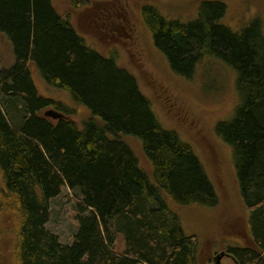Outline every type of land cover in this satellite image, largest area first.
I'll use <instances>...</instances> for the list:
<instances>
[{
	"label": "trees",
	"instance_id": "obj_1",
	"mask_svg": "<svg viewBox=\"0 0 264 264\" xmlns=\"http://www.w3.org/2000/svg\"><path fill=\"white\" fill-rule=\"evenodd\" d=\"M225 10L211 0L186 21L151 5L142 13L175 73L190 77L204 56L236 71L239 103L216 131L232 147L251 245L227 252L237 264H264V32L257 18L238 29L223 24ZM0 33L13 53L0 67V170L21 216L19 264H197L196 239L172 204L214 205L217 196L190 144L160 125L135 77L89 47L51 0H0ZM29 63L89 110L81 128L39 112L62 108L38 94ZM117 134L140 142L151 177ZM63 185L80 195L70 244L45 228Z\"/></svg>",
	"mask_w": 264,
	"mask_h": 264
},
{
	"label": "rangeland",
	"instance_id": "obj_2",
	"mask_svg": "<svg viewBox=\"0 0 264 264\" xmlns=\"http://www.w3.org/2000/svg\"><path fill=\"white\" fill-rule=\"evenodd\" d=\"M203 1L211 0H51V3L89 47L113 58L135 77L160 125L174 130L192 147L214 187L217 202L172 204V207L178 212L183 231L196 239L197 264H214V255L227 251L230 245H251L248 209L239 190L232 147L216 131L219 122L233 117L239 103L236 71L220 58L204 56L190 77L175 73L165 54L155 46L142 13L144 6L151 5L166 18L186 21L195 17ZM215 1L226 5L223 24L238 29L257 18L264 32V0ZM12 63L11 44L0 33V67ZM29 69L38 94L62 108L48 105L39 112L56 109L81 128L91 117L89 110L67 90L48 84L32 63ZM7 119L12 126L17 123L10 116ZM116 137L129 146L140 167L151 177L152 166L140 142L131 135ZM4 184L0 170V264H19L21 216ZM79 198L76 190L63 185L60 193L49 200L45 228L63 244H70L77 232L80 213L75 204ZM115 246L122 249L120 238ZM221 264L234 261L223 257Z\"/></svg>",
	"mask_w": 264,
	"mask_h": 264
},
{
	"label": "water",
	"instance_id": "obj_3",
	"mask_svg": "<svg viewBox=\"0 0 264 264\" xmlns=\"http://www.w3.org/2000/svg\"><path fill=\"white\" fill-rule=\"evenodd\" d=\"M43 115L51 119H60V118L66 117L64 113L56 109H53V108L44 110ZM223 257H230L234 261V264H237L234 258L227 251H223V250L214 255L213 257L214 264H221V259Z\"/></svg>",
	"mask_w": 264,
	"mask_h": 264
}]
</instances>
